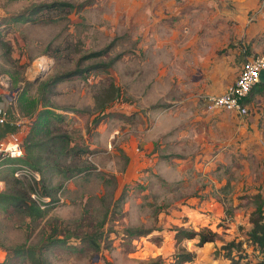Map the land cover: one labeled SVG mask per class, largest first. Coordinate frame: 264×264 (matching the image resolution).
I'll list each match as a JSON object with an SVG mask.
<instances>
[{
	"label": "rangeland",
	"instance_id": "obj_1",
	"mask_svg": "<svg viewBox=\"0 0 264 264\" xmlns=\"http://www.w3.org/2000/svg\"><path fill=\"white\" fill-rule=\"evenodd\" d=\"M49 1L0 0L1 105L18 123L10 130L21 140L26 136L41 107L32 98L44 95L62 117L50 116L37 137L66 135L49 159L41 153L42 165L59 164L44 166L56 199L44 206L45 214L32 218L0 205V261L169 264L175 229L184 226L217 233L202 247L197 237L183 238L181 244L195 252L184 264H258L262 253L246 236L252 212L259 205L264 212V130L256 137L240 127L239 114L207 109L202 92L191 88L199 83L196 72L164 70L165 37L161 26L154 30L149 23L175 20L183 0H172L174 8L164 2L163 9L158 1L151 10L152 0H64L74 4L69 11L35 22L12 20ZM256 9L248 10L250 18ZM111 58L109 66L42 92L51 75ZM2 127L0 137L6 133ZM10 163L0 162L2 190L9 189ZM212 202L220 214L211 215ZM136 227L149 232L131 236L128 229ZM65 233V242L50 243ZM22 243L40 247L38 260L13 252Z\"/></svg>",
	"mask_w": 264,
	"mask_h": 264
},
{
	"label": "crops",
	"instance_id": "obj_2",
	"mask_svg": "<svg viewBox=\"0 0 264 264\" xmlns=\"http://www.w3.org/2000/svg\"><path fill=\"white\" fill-rule=\"evenodd\" d=\"M158 1H161V9L166 7L164 2H168V7L175 4L174 2L172 5V0H152L147 8H155ZM182 2L183 5L179 4L177 7L182 9L177 13L175 20L161 23L153 19L149 25L154 30L161 26L160 31L165 37L163 40L167 49L161 61L164 70L169 74L176 72L179 75L186 73L193 76L196 72L197 77L194 78L199 83L191 88L202 92L200 96L203 101V95L220 93L234 81L240 64L246 57L263 53L264 0ZM255 8L257 14L250 18L253 13L249 14L248 10ZM185 10L192 13L188 14ZM2 102L0 95V106ZM246 103L250 111L245 115L239 114L243 120L239 119L240 127L249 128V131H253L258 137L256 132L264 130V82L259 81L252 87L246 97ZM11 121L10 118L9 122L0 125L5 126V129L2 128L6 132L0 138H9L13 134L10 130L13 127ZM211 204L212 208L214 207L211 215L220 214V208L215 206L214 202Z\"/></svg>",
	"mask_w": 264,
	"mask_h": 264
},
{
	"label": "trees",
	"instance_id": "obj_3",
	"mask_svg": "<svg viewBox=\"0 0 264 264\" xmlns=\"http://www.w3.org/2000/svg\"><path fill=\"white\" fill-rule=\"evenodd\" d=\"M74 4L70 1L64 0H52L49 2H42L39 4H34L29 7L25 13H20L12 16V20L15 21H31L35 22L38 18H45L49 16L52 12L56 10L69 11ZM69 7V8H68ZM40 14V15H37ZM104 49H100L97 51L90 52L87 55H83V57H87L89 55L94 54H102ZM113 62V58L109 59L103 63H95L90 64L84 67L76 66L75 68L61 71L54 75L49 76L42 83V92L45 90H51V88L59 81L67 79L76 74H84L85 72H89L92 68L98 66H109ZM30 79L26 80V84H30ZM25 90H23L24 92ZM251 91V90H250ZM250 93V92H249ZM44 96V95H43ZM39 100L38 98L33 99V106L37 109L39 108V103L41 107L35 114V117L31 119L29 131L26 136L22 139V146L24 149V154L22 157H17L13 159H7L9 162H22L27 164L28 166L36 169L40 172L41 178L39 181L33 183L29 180L17 178L13 175V168L11 167L7 173V182H9V189L0 191V205L3 207H14L29 215L32 218L41 217L45 214L46 209L41 206V204L31 197V192L37 190L40 194L46 195L50 197L51 201L56 200L53 196V191L50 189L49 185L45 183L44 177V166L50 165L52 168H56L59 164L57 161H53L50 163L47 160L42 165V152L48 153L46 156L47 159L55 153V149H57V143L60 139H66V135L61 134H51L46 138L37 137L41 132H44L45 129L49 126V118L50 116L62 117L61 113L55 112L52 108L49 107V101L44 96ZM60 148H63V145H60ZM56 159V158H54ZM60 169H58L59 171ZM4 179V178H3ZM39 187V188H38ZM48 203V202H46ZM251 228L248 231L247 239L250 244L257 247L262 253V260L258 262V264L264 263V212L262 207L259 205L252 212V216L250 218ZM131 236L134 235H143L149 232V229H141V228H131L128 229ZM53 232L50 234V236ZM175 237H176V251L173 253L172 261L169 264H184L187 261H192L195 257V252L193 250L187 249L185 246L181 244V240L183 238H196V245L202 247L204 244L214 241L216 239L217 233L208 229L206 231L199 230L195 231L193 229H187L184 226H178L175 229ZM68 234H63L62 237H55L50 241L51 242H65L66 238L69 237ZM50 243L48 245H50ZM52 244V243H51ZM12 250L15 254L20 255L22 257L35 258L38 260L39 255L36 257V254H40L41 250L39 246L36 245H27L25 243L16 245L12 247ZM40 260V259H39ZM0 264H6V261H0ZM146 264H161L158 260L150 261ZM242 264H250L249 262H244Z\"/></svg>",
	"mask_w": 264,
	"mask_h": 264
},
{
	"label": "built area",
	"instance_id": "obj_4",
	"mask_svg": "<svg viewBox=\"0 0 264 264\" xmlns=\"http://www.w3.org/2000/svg\"><path fill=\"white\" fill-rule=\"evenodd\" d=\"M264 69V52L251 57H246L240 64L238 74L234 81L226 86V88L217 94L203 95L204 105L207 109L223 108L232 110L233 112L245 115L249 112L246 103V97L252 87L259 82V72ZM10 121L8 109L0 106V125ZM13 124H18L11 121ZM9 138H0V162L7 159L22 157L24 149L22 140L18 136ZM8 165V164H7ZM13 168V175L17 178L37 182L41 178V174L36 169L22 162H11L9 164ZM4 180L0 179V190H2ZM31 197L37 200L44 207L50 200L49 196L40 194L37 190L31 192Z\"/></svg>",
	"mask_w": 264,
	"mask_h": 264
},
{
	"label": "water",
	"instance_id": "obj_5",
	"mask_svg": "<svg viewBox=\"0 0 264 264\" xmlns=\"http://www.w3.org/2000/svg\"><path fill=\"white\" fill-rule=\"evenodd\" d=\"M258 77L260 82H264V69L260 70Z\"/></svg>",
	"mask_w": 264,
	"mask_h": 264
}]
</instances>
